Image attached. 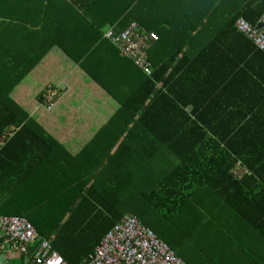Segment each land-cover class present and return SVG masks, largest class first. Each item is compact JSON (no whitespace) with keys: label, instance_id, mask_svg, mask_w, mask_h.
<instances>
[{"label":"crops","instance_id":"crops-1","mask_svg":"<svg viewBox=\"0 0 264 264\" xmlns=\"http://www.w3.org/2000/svg\"><path fill=\"white\" fill-rule=\"evenodd\" d=\"M263 8L264 0H0V129H4L0 146L10 140L4 137L7 131L15 130L16 115L20 120L21 115L30 117L47 112L40 104L36 105L35 98L45 88L52 87L54 91L47 93L45 98L50 95L60 97L53 108L62 111L59 122L54 125L67 131L58 138V142L74 159L50 156L52 161L49 162L39 154L37 160L25 157L21 163L28 164L26 171L36 176L30 185L31 192L40 193V196L48 193L58 179V189L54 193H62L55 194L53 202L47 195L46 200L32 203L30 220L21 215L0 216L26 218L38 235L49 242L65 226L79 225L74 236L80 238L85 234L92 241H100L106 233L103 221L96 224L100 226L97 235L83 231L80 228L82 222L72 219V212L88 185L84 182L85 177L76 176L80 167L78 163L86 161L87 170L94 176L95 172L107 166L113 153L108 157L100 154L103 158L86 156L85 160L76 155L84 146H91L96 132L117 112L118 117L110 125L112 131L119 132L126 125L127 117L121 105L128 95L140 89L143 82L140 76L118 74V81L123 86L111 87L117 95L113 97L98 88L100 86L81 67H87L98 79L109 83H112L108 71L111 67L116 65L121 70L122 66L123 72L126 67L132 68L128 60L118 57L113 45L105 41L104 34L110 29L122 31L131 22H137L145 30L151 28L166 34L167 38L159 37V42L152 47V57L157 65L168 64V73L177 70L178 78L170 86L174 97L170 94L169 97L183 108L182 112L189 119L194 120L192 112H196L206 135L199 138L189 134L187 128H190V123L183 124L182 131L185 132L181 139L169 135L168 131L175 127L172 112L179 111L153 108L155 119L151 125L154 128L160 126L158 114L165 115L166 145L164 147L161 142L148 145L149 155L155 156L152 161L143 158L141 143L146 142L139 138L140 135L131 141L138 147L137 155L130 162L136 165V186L142 184L145 188H157L158 182L179 164H190L185 170L186 176H183L188 180V196H184L178 214L181 213L180 216L189 222L200 219L206 210L210 214L217 207L227 217L233 214L240 224L248 226L259 241L264 242V58L229 25L233 19L243 18L242 13L259 18ZM91 51H95L93 61H84V54ZM105 55H108L111 65L102 66L108 72L102 74V69L97 68L94 61L96 56ZM241 56H245L239 65L244 72L236 73L234 64ZM152 68L154 72L156 68ZM163 83L161 80L155 89L160 90ZM60 91L62 94H57ZM67 98L74 104L72 101L67 107L64 104ZM208 104H211L209 108ZM76 108L80 112L85 108L86 119L81 123L74 117L79 112H75ZM81 132L90 137L78 138ZM189 135L194 139H189ZM114 138L96 142L111 145ZM182 160L184 163L179 162ZM228 162L232 163L229 170L239 164L248 175L242 176L237 183H230L229 187L219 189L223 176L216 175L221 173L217 166L223 171ZM96 163L99 168H96ZM144 164L149 167L144 169L147 167ZM64 165H67L66 170ZM112 165L114 178L128 175L126 166L116 162ZM48 177L54 179L53 186L43 180ZM192 178H198L199 184L190 183ZM72 198H75V203ZM61 208L64 213L59 214ZM40 226L49 227L42 230L49 237L40 235ZM5 240L1 239L0 246ZM31 251H35L33 246ZM94 251L93 248L88 257ZM30 262L29 256L12 254L8 257V264ZM257 264H264V258Z\"/></svg>","mask_w":264,"mask_h":264},{"label":"trees","instance_id":"trees-1","mask_svg":"<svg viewBox=\"0 0 264 264\" xmlns=\"http://www.w3.org/2000/svg\"><path fill=\"white\" fill-rule=\"evenodd\" d=\"M251 15L252 14L242 13L241 16H243L242 19L245 18L247 20L246 21L244 19L246 22L255 23L258 18H253ZM234 21H236V18L229 24L232 27L233 32L237 31L233 26L235 23ZM146 31L157 33L158 39L159 37L162 39L165 37L167 38L165 33L158 30L155 31L148 28ZM237 33L246 38L252 45L251 41L245 35L238 31ZM105 41L107 40L105 39ZM251 48L255 51L253 45ZM115 51L118 54L116 49ZM152 51L153 48H151L148 52V59L152 64V67L154 66L156 69L154 70L151 79L145 77L130 61H127V63L132 66V68L126 67L127 69L124 72L121 71L123 70L122 66H120L121 70H118L116 65L111 67V69H108L112 83H109L108 81H101L93 72L88 70L87 67H81L83 71L95 81L94 83L100 86L98 88L103 89L113 97H117V95L112 91L111 87L123 86V83L118 81V74L126 77L140 76V79L143 82L142 86L139 87L140 89L137 92L128 95L121 105V110L127 117L126 125L123 126L119 132L117 130L112 131L110 125L114 122L113 120L118 117L117 112L108 124L102 127L98 133L96 132L95 137L91 141V146H84L80 151L81 153L76 155L77 157H82L85 160L86 156L103 158L100 154H103L104 156L107 155L108 157L111 153H113L107 166L103 170L95 172L94 176L90 174L91 171L87 170L86 161L78 163L80 167L77 168L78 172L76 173V176L85 177L84 182L88 185L84 194L81 195V198L77 195L79 199L77 200L75 209L72 212V219H79L82 222L80 228L83 231H88L90 233L94 232V234L97 235V232L100 230V226L96 224L103 221L106 224L104 230L106 229L107 233V231H109L123 215L128 213L135 214L143 226L151 229V227L155 225L158 226V223H156L157 219L153 218H156L154 214H156L159 210L165 209L167 211V217L165 220H167V218L172 219L174 214L180 216L181 213L178 214V212L182 207L184 196H188L186 193L188 180L184 179L183 176H186L185 170L188 169L190 164H179L178 168L169 172L158 182L157 188L152 189L150 187H142V184H139V187L136 186L137 182L134 177L136 165L135 163H130L133 162L132 159L138 153V147L135 144L133 145L131 141L135 140L139 135V138H141L143 142H146V144L141 143V150L144 159H151L152 161L155 160V156L149 155L147 151L148 145L150 146V144L158 142H161L164 147L166 145V128L163 124V122L166 121V119H164L165 115H161L159 113L157 117L158 123L162 128L160 126L154 128L153 125H151V121L155 119L152 114V110L155 107H159V109L163 110L168 109L171 111L172 109H176L179 111V113L172 112V121L175 122V127L168 131L169 135L181 139L182 133L185 132L182 131V126L187 123H190V128H187L189 134L200 136L199 138H203L206 135V133H203L205 132L204 129L200 127V120L197 119L195 115L196 112L194 113V110L192 112L194 120L189 119V117L182 112L183 108L179 105L177 106V103L169 97L170 95L174 97L170 90V86L172 87L171 82L178 78L176 76L177 70H171V72L168 73V64L157 65L155 59L152 57ZM255 52L264 58V55L257 51ZM94 54L95 51L87 52L84 54L83 60H92ZM244 59L245 56H241L234 64L236 73L244 72V68L239 66ZM94 64H96L95 66L101 70L103 68L102 66H110L111 60L108 58V55L103 57L96 56ZM101 73L104 74L108 72L106 69H102ZM161 80H163L164 83L162 88L157 91L155 89L156 85L161 83ZM214 89L215 88L212 89V92L215 91ZM52 91H54L52 87H47L44 91L39 93L35 98L36 105L40 104L45 109V96L47 93H52ZM212 98L214 97L212 96ZM72 101L67 98L64 104L69 107L72 104ZM178 102H180L179 99ZM211 104H208V108ZM56 108L45 112L44 115L35 113L30 117L25 115L19 116L24 121H20L22 119L19 120L17 117L18 115H16L15 130H6L8 132L6 138H10V140L3 146H0V215H21L30 220V205L32 203H40V199L46 200L47 195L50 196V201L53 202L54 198H56L54 195L62 193H54V190L57 191L58 189L57 185L59 180L55 178L57 179V184H55L54 187V179L51 177L43 180L48 181L49 185L53 186L50 187L49 191H53L52 193L48 192L40 196V193L31 192L30 185L35 182L36 176L34 177L33 173L30 174L26 171L28 170V167H26L28 164L21 163L25 157L27 159L35 158L37 160V154L41 155L45 161L49 162L52 161L50 156H68V160H74L70 157L71 155L67 153L65 147L58 142V138H60L64 132L67 131L56 124L54 125L55 122H59L62 113V111ZM203 110L206 111L207 108L204 107ZM169 117L171 119L170 115ZM131 123V128L128 129ZM3 130L4 129H0L1 137L3 135ZM207 131L212 134L214 133L213 130ZM110 137H115L111 145H103L96 142V140H103L104 138L108 139ZM120 139L121 141L119 142ZM189 139L194 138L189 135ZM109 141H107V144ZM194 149H196V146L193 147V150ZM113 162H116L123 167L126 166L129 170L128 175L119 179L114 178V173L112 171L114 166L112 165ZM179 162L184 163L183 160ZM110 163L111 165L108 166ZM95 165L96 168H99L97 163ZM144 165L147 166L144 167V169L149 167L148 164ZM231 165L232 163L228 162L223 171H221L219 166H217L218 171L221 173L216 175L219 177L223 176V183L219 186V189L224 186L229 187L230 183H237L238 180H234L228 172L230 171L229 168ZM66 168L67 165H64L63 169L66 170ZM40 174H43V172ZM199 182L200 180L198 178H192V182L190 183L198 185ZM73 199L75 200V198H72V201L74 202ZM151 212H153L152 215ZM53 213H56V211L53 210ZM58 213H64L63 209L61 208ZM180 217L185 218L183 216ZM185 219L188 220L187 218ZM148 221L151 222L148 223ZM53 222L56 223V220ZM45 228L49 227H38V232L44 237H49L42 231ZM78 230L79 225L65 226L50 239L51 247L55 249V251L64 259L66 264L81 263L88 257V255L91 254L92 249H95V247L106 235L105 233L100 241H92L91 238L85 234H83L80 238H76L74 233H77ZM155 234L159 239L163 240L173 252H175V247L167 242L168 240L163 237L162 233L158 232Z\"/></svg>","mask_w":264,"mask_h":264},{"label":"built area","instance_id":"built-area-1","mask_svg":"<svg viewBox=\"0 0 264 264\" xmlns=\"http://www.w3.org/2000/svg\"><path fill=\"white\" fill-rule=\"evenodd\" d=\"M236 30L245 35L255 50L264 55V13L254 24L242 18L234 23ZM117 50L119 56L133 63L147 78L153 73L148 52L158 41L154 32L143 29L139 23L131 22L124 30L110 29L104 34ZM57 99L46 97V110L55 106ZM234 180L248 172L236 164L230 170ZM0 264H8L12 254L29 256L30 264H66L51 247L48 240L41 238L32 224L20 216H0ZM35 251H31V247ZM81 264H184L172 249L148 227L143 226L134 215L125 214L109 230L95 248L94 253Z\"/></svg>","mask_w":264,"mask_h":264},{"label":"rangeland","instance_id":"rangeland-1","mask_svg":"<svg viewBox=\"0 0 264 264\" xmlns=\"http://www.w3.org/2000/svg\"><path fill=\"white\" fill-rule=\"evenodd\" d=\"M57 94H62V91ZM84 109H81L82 112L79 108L75 109V112L79 111L74 116L76 122L81 123L86 119ZM81 133L78 138L90 137ZM203 213L200 219L189 222L176 214L172 219L165 220L167 211L162 209L153 218L157 219L158 226L151 229L154 233H162L167 242L175 247L176 257L185 264H257L264 258V242L259 241L248 226L240 224L233 214L227 217L217 207L210 214H207V210Z\"/></svg>","mask_w":264,"mask_h":264},{"label":"bare ground","instance_id":"bare-ground-1","mask_svg":"<svg viewBox=\"0 0 264 264\" xmlns=\"http://www.w3.org/2000/svg\"><path fill=\"white\" fill-rule=\"evenodd\" d=\"M175 253V252H174ZM179 258V257H178ZM183 263H185V262H183Z\"/></svg>","mask_w":264,"mask_h":264},{"label":"clouds","instance_id":"clouds-1","mask_svg":"<svg viewBox=\"0 0 264 264\" xmlns=\"http://www.w3.org/2000/svg\"><path fill=\"white\" fill-rule=\"evenodd\" d=\"M46 107V106H45ZM46 109V108H45Z\"/></svg>","mask_w":264,"mask_h":264}]
</instances>
